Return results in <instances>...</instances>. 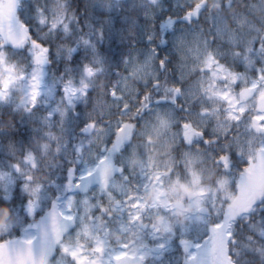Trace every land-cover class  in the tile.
<instances>
[{
  "label": "snow or ice",
  "instance_id": "snow-or-ice-1",
  "mask_svg": "<svg viewBox=\"0 0 264 264\" xmlns=\"http://www.w3.org/2000/svg\"><path fill=\"white\" fill-rule=\"evenodd\" d=\"M0 264H264V0H0Z\"/></svg>",
  "mask_w": 264,
  "mask_h": 264
}]
</instances>
